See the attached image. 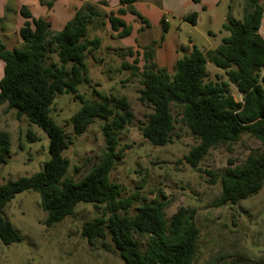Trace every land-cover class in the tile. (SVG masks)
Segmentation results:
<instances>
[{"label":"trees","instance_id":"16d2710c","mask_svg":"<svg viewBox=\"0 0 264 264\" xmlns=\"http://www.w3.org/2000/svg\"><path fill=\"white\" fill-rule=\"evenodd\" d=\"M138 1L118 0L120 8L108 15L85 3L57 32L45 19L33 17L24 6L19 8V17L24 20L16 33L20 44L8 50L0 43V106L6 104L18 120L24 118L47 136L49 160L32 176L0 185L1 244L21 240L3 217V207L15 195L32 191L39 195L46 227L71 216L80 203L91 205L97 216L82 224L81 237L92 248L116 254L123 264H192L199 238L194 211L180 207L167 218L164 201H149L138 192L123 197L124 189L110 181V173L121 158L117 131L132 119L128 101L93 91L98 101L89 102L78 92L79 86L88 83L86 56L101 46L99 37L87 39L90 24L96 18H106L109 29L126 38L131 28L121 17L130 14L144 26L141 31L149 30L148 22L133 8ZM201 1L191 0L193 4ZM263 15L264 0H245L241 19L228 17L222 24L227 35L214 50L181 47L183 54L176 59L172 72L154 61L155 49L168 30L161 18L159 42L142 48L140 73L138 68L122 63L123 69L132 70V76H139L142 88L138 101L151 110L139 129L151 146L172 143L176 126L181 125L197 142L184 160L190 168H197L209 151L220 146L231 151L243 136L261 144L258 154H249L239 164L228 160L219 174L207 173L212 177L210 183L218 182L221 188L214 202L217 207L234 206L256 195L264 184V36L259 33ZM197 18L196 13H190L182 21L195 26ZM54 54L56 62L47 65ZM207 64L222 71L226 81L209 80ZM230 85L240 101L231 94ZM62 94L81 104L66 122L69 133L50 115L55 99ZM95 120L103 122L105 152L75 182L66 176L69 162L62 153ZM26 137L28 142L35 141L30 131ZM9 148V135L0 131V166L6 164Z\"/></svg>","mask_w":264,"mask_h":264},{"label":"rangeland","instance_id":"374dc122","mask_svg":"<svg viewBox=\"0 0 264 264\" xmlns=\"http://www.w3.org/2000/svg\"><path fill=\"white\" fill-rule=\"evenodd\" d=\"M244 2L202 0L193 6L198 12L195 26L182 21L181 4L174 7L175 2L170 3L173 9L163 13L168 24L166 38L178 36L181 42L191 38L199 49L214 50L227 35L222 31V24L228 17L240 20ZM106 28V18H96L88 28L87 39L99 37L101 46L87 54L88 83L79 86L78 92L89 102L98 101L93 94L97 91L102 95L123 97L130 105L132 119L117 131V151L121 158L110 173V181L124 189L123 197L138 192L149 201L155 198L164 201L167 218L180 207L194 211L199 238L192 264H259L264 261V184L256 195L234 206L217 207L214 202L221 188L218 182L210 183L212 177L207 174H219L228 160L239 164L249 154H258L261 144L243 136L231 151L221 146L209 151L197 168H190L184 160L197 142L181 125L176 126L172 143L163 147L148 144L139 129L146 124L151 110L138 101L142 88L139 76H132V70L123 69L122 63L138 68L140 73L142 48L152 41L159 42L160 26L138 33L136 39L119 38ZM208 31L212 34L208 35ZM259 33L263 35L262 26ZM5 44L10 48L14 41L6 39ZM177 53L179 57L183 54ZM55 62L54 54L46 64ZM2 68L0 62V78ZM207 72L209 80L226 81L224 73L211 64H207ZM230 91L235 100L240 101L234 86L230 85ZM80 107L77 100L62 94L55 99L50 115L69 133L70 126L66 122ZM102 125L103 122L95 120L62 153L69 162L66 176L75 182L86 175L105 152ZM0 131L10 137L7 162L0 166V185L32 176L49 160L47 136L24 118L18 120L15 111L8 109L6 104L0 106ZM28 131L34 135V142L27 141ZM39 204V195L27 191L15 195L3 207V217L17 230L21 240L7 246L0 243V264H123L116 254L104 252L97 246L92 248L81 237L82 224L97 216L91 205L80 203L71 216L46 227V214Z\"/></svg>","mask_w":264,"mask_h":264},{"label":"crops","instance_id":"0c3cea01","mask_svg":"<svg viewBox=\"0 0 264 264\" xmlns=\"http://www.w3.org/2000/svg\"><path fill=\"white\" fill-rule=\"evenodd\" d=\"M173 2H175L174 7H178L179 4L182 6V13L179 14L181 15V19L190 13H196L197 7H195V10L193 6L199 5L193 4L191 0H141L134 3L133 8L148 22L150 27H156L164 16V10L169 11L173 9L170 5V3ZM85 3H90L101 13L103 12L107 15L110 12H116L120 8L118 0H0V43L8 50L20 44L16 33L24 22L18 14L21 6H24L33 17L45 19L50 24V28L57 32L63 28L66 22L73 18L75 12ZM101 3H105V5ZM121 19L131 28V34L129 36L134 37V39H136L138 33H143L146 30L141 31L144 26L130 14H125ZM106 24V29L109 30L107 21ZM207 34L209 35L212 33L208 31ZM166 35L164 36V41L161 46L156 49L157 52L158 50L161 51V58L159 57L160 54L158 55L155 51L154 61L159 67L169 71L170 68L173 69V65L179 57L177 52L180 53L181 47H198L191 38H188L186 42H181L178 36L166 38ZM6 39H13V47L8 48L6 46ZM199 50L203 52L209 51V49L205 48Z\"/></svg>","mask_w":264,"mask_h":264},{"label":"water","instance_id":"95a60500","mask_svg":"<svg viewBox=\"0 0 264 264\" xmlns=\"http://www.w3.org/2000/svg\"><path fill=\"white\" fill-rule=\"evenodd\" d=\"M261 26H262V29H263V36H264V15H263V18H262Z\"/></svg>","mask_w":264,"mask_h":264}]
</instances>
